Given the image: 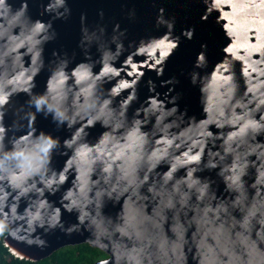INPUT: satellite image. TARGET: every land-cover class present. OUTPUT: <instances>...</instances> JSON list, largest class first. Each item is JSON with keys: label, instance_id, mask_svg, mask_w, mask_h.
Instances as JSON below:
<instances>
[{"label": "clouds", "instance_id": "clouds-1", "mask_svg": "<svg viewBox=\"0 0 264 264\" xmlns=\"http://www.w3.org/2000/svg\"><path fill=\"white\" fill-rule=\"evenodd\" d=\"M195 3L205 8L202 21L219 13L230 41L211 71L201 44L187 73L200 119L180 109L175 76L161 81L170 86L163 94L148 79L150 95L130 114L145 70L162 77L181 36L195 34L193 26L175 35L176 15L156 0L154 27L166 31L127 45L128 29L117 22L109 33L103 9L92 25L81 13L84 59L75 63V52L45 57L58 37L53 21L71 17L67 0L41 3L46 22L33 19L29 0H0V237L13 257L25 254L16 245L48 249L58 231L87 233L82 242L110 257L99 264H264V0ZM126 17L136 22V9ZM38 116L69 135L38 129ZM97 124L103 131L89 139Z\"/></svg>", "mask_w": 264, "mask_h": 264}, {"label": "water", "instance_id": "water-1", "mask_svg": "<svg viewBox=\"0 0 264 264\" xmlns=\"http://www.w3.org/2000/svg\"><path fill=\"white\" fill-rule=\"evenodd\" d=\"M47 2L48 0H29L30 14L33 19L39 18L44 20L45 22L51 19V16L48 14H45L43 16L40 15L42 11L41 3L47 4ZM67 3L72 11L71 17L67 21H53V28L58 33V37L56 41L46 45V59H51V53L53 50L67 51L70 56L73 52H75L76 58L74 63L80 62L84 59L81 50L77 47L80 39L81 13L87 14V22L89 25H92L96 22H99L98 12L99 10L103 9L105 18L102 23L107 25L109 33H111L113 24L117 22L121 24L122 29H128V40L125 41L126 45L130 40L138 41L141 37L147 35L159 36L164 31H166V29L164 28L156 30L154 27L156 9L152 7V0H67ZM156 3L157 7L162 6L166 8L167 15H176L177 23L175 26V35H180L183 29L193 26L195 27V34L192 40H187L186 38L181 36L180 46L178 50L167 61L165 72L162 77H157L155 71L145 70V76L142 78L139 85V101L133 104L132 109H130V114L132 110L139 106L140 102H142L148 95H150L147 88L148 79H152L157 85L156 90L163 94L170 86L160 87L161 81L175 76L180 82L175 86V92H173L172 95H175L176 92L182 93V97L178 101L180 109L184 110L185 108H187L189 116L195 115L198 119L203 118L202 106L199 102L200 93L198 87H194L190 83V79L187 76V73L192 70V66L195 62L196 56L201 51V44L208 45V71H211L214 65L224 58L222 49L230 41L225 36L221 25L215 22L216 18L219 16V13L214 11L209 16V19L207 21H202L201 16L205 8L202 4L195 3V0H192L191 3H189L188 0H156ZM132 8H135L137 12L138 19L136 22L129 21L126 17L127 11ZM92 51L95 55V48H93ZM126 55L127 53H125V56ZM125 56H122L120 58L121 61L125 58ZM135 59L137 61H140L143 60L144 57L138 56ZM235 70L237 72V76L239 77V62L236 63ZM182 72L184 73L183 75L181 74ZM47 76V71H43L36 78L38 85L36 89L37 91L44 90ZM240 83L243 86L242 78L240 79ZM108 86L110 87L111 85ZM124 95L126 96L127 93H124ZM16 99L20 102H23L26 99V96L24 94H20V96ZM37 127L38 129L52 132L54 135L60 136L61 139L69 135L66 130H56L55 125L51 122L50 118L44 119L42 116H38ZM89 131L91 133L89 139L94 140L103 131V129L99 124H97L95 128H92ZM64 159L65 158L58 157L55 160V166L57 168L62 167ZM203 175H209V173L206 172ZM211 175L213 176V178H215L214 172L211 173ZM68 186L69 185L66 184L64 187L66 188ZM219 187L222 191L224 186L222 183H220ZM59 196L60 194L57 193L56 196H50L49 199L58 201ZM106 211L114 212L115 209L109 207L108 209H106ZM63 219L66 222H75V215L64 213ZM86 236L87 233H85L84 236H74L69 239L64 237L57 231L56 233L47 237L51 244V247L44 251L36 248H25L23 245H16L25 253H18L16 258L37 262L49 257L55 251L67 246H75L80 244H88L89 246H91L87 242H82L86 238ZM3 243L10 252V246L6 245L5 237H3ZM65 243L77 244L63 245ZM101 252L104 254V257L101 259L110 258L106 252ZM100 260L96 261L93 264H99Z\"/></svg>", "mask_w": 264, "mask_h": 264}, {"label": "trees", "instance_id": "trees-1", "mask_svg": "<svg viewBox=\"0 0 264 264\" xmlns=\"http://www.w3.org/2000/svg\"><path fill=\"white\" fill-rule=\"evenodd\" d=\"M104 254L88 244L61 248L49 257L33 262L13 257L0 237V264H93L103 258Z\"/></svg>", "mask_w": 264, "mask_h": 264}, {"label": "rangeland", "instance_id": "rangeland-1", "mask_svg": "<svg viewBox=\"0 0 264 264\" xmlns=\"http://www.w3.org/2000/svg\"><path fill=\"white\" fill-rule=\"evenodd\" d=\"M104 257V256H103Z\"/></svg>", "mask_w": 264, "mask_h": 264}]
</instances>
